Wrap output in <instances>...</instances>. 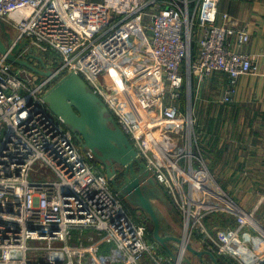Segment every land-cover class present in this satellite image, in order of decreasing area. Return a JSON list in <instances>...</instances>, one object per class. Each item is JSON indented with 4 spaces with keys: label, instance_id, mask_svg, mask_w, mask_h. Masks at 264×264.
I'll return each mask as SVG.
<instances>
[{
    "label": "built area",
    "instance_id": "1",
    "mask_svg": "<svg viewBox=\"0 0 264 264\" xmlns=\"http://www.w3.org/2000/svg\"><path fill=\"white\" fill-rule=\"evenodd\" d=\"M218 2L0 0V20L17 32L12 50L25 40L20 57L55 53L53 71L79 74L103 101L180 210L187 243L195 248L190 236L199 228L196 250L264 264V195L246 209L216 182L199 152L191 114L194 82L226 74L221 102L230 104L239 76L258 70L241 50L246 31L231 26ZM20 72L0 56V264H183V238L169 241L172 254H165L43 103L52 79L31 85ZM218 210L235 218L231 237L246 227L262 236L245 262L202 236L203 219Z\"/></svg>",
    "mask_w": 264,
    "mask_h": 264
},
{
    "label": "crops",
    "instance_id": "2",
    "mask_svg": "<svg viewBox=\"0 0 264 264\" xmlns=\"http://www.w3.org/2000/svg\"><path fill=\"white\" fill-rule=\"evenodd\" d=\"M218 11L230 16L233 28L246 31L248 40L241 50L255 58L258 70L256 74L239 76L235 100L230 104L221 102L229 84L226 74L214 72L192 84L191 114L200 130L198 149L222 188L259 187L264 184V0H219ZM217 22L220 23L219 18ZM229 40L234 46L233 34ZM11 43L9 40V45ZM171 125L180 127L175 122ZM152 179L143 190L157 210L159 232L163 236L180 237L174 231L180 222L177 211ZM215 212L208 214L207 219ZM213 256L216 264H219L217 257L224 259ZM193 257L192 264H202L198 257ZM203 261L214 264L208 255Z\"/></svg>",
    "mask_w": 264,
    "mask_h": 264
},
{
    "label": "water",
    "instance_id": "3",
    "mask_svg": "<svg viewBox=\"0 0 264 264\" xmlns=\"http://www.w3.org/2000/svg\"><path fill=\"white\" fill-rule=\"evenodd\" d=\"M0 56L26 73H34L51 80L42 95L43 103L74 135L81 148L91 154L99 165L112 190L118 196H135L141 209L148 215L146 227L152 239L168 255L172 254L169 241L181 242L180 237L163 236L159 232L157 210L143 188L152 179L146 164L116 123L103 101L92 91L83 78L75 72H59L47 68L43 58L33 53L20 57L0 38ZM153 180V179H152ZM185 249L205 264L208 255L216 264L213 254L196 250L189 243ZM185 264H192L187 258Z\"/></svg>",
    "mask_w": 264,
    "mask_h": 264
},
{
    "label": "rangeland",
    "instance_id": "4",
    "mask_svg": "<svg viewBox=\"0 0 264 264\" xmlns=\"http://www.w3.org/2000/svg\"><path fill=\"white\" fill-rule=\"evenodd\" d=\"M16 35H17V32L12 26L7 24L6 21L0 20V38L5 44L9 45V40L13 41L14 38H16ZM25 46H26L25 40H22L19 42V44L15 48H13L12 51L18 53ZM33 54L42 57V54H45V53H40L34 50ZM47 57L54 59L55 61L54 57H57V55L55 53H48V55H46L45 58ZM51 59L46 60L45 64L47 68L53 70ZM57 64H58V59H57ZM13 67L16 70L21 71L20 72L21 77L30 79L31 85L38 84L43 78L34 73H26L23 71V69L19 68L18 66L13 65ZM194 129L197 132V134H199L200 130L196 122H195ZM155 188L157 189V191H159L157 184L155 185ZM225 190L227 191V194L235 202L240 204L242 207H245L246 209H250L256 197H258L259 195H264V184L263 186L252 187V188L227 187ZM163 193H164V197L167 200H169L172 206L174 207L173 209L177 211V214H176L175 213L176 211L172 209V212H174L180 220V222L178 223V226L175 228L174 231L177 235H180V238L181 237L183 238V221H182L181 212L180 210H178V208L175 207L173 203V199L170 196L166 195L164 191ZM119 198L121 199V202L123 203L126 212L136 222L142 223V222H145V220L147 221L149 219L148 215L141 209L140 203L136 199L135 196L122 195V196H119ZM261 212L264 213V206L262 207ZM263 220H264V217H263ZM234 221H235V218L233 217L232 214L224 210H218L217 212L209 216L208 219H207V216L203 219L202 224H203L205 233L202 236L206 235V241L208 243H211V240L207 238V234H208L209 237L213 241H215L219 245H224L225 249H227L230 253H232L238 260L245 262L246 260H248L247 259L248 256L251 255L254 251H256L263 244V238L256 232L254 228H248V227L242 228L241 230H239V232L235 236L231 237L232 232L233 233L235 232ZM261 223L264 225V221H261ZM200 235L201 234H199V228H198L197 234L196 232L193 231L192 236H190V240H192V243L194 244L195 248H196V245L194 241L200 239L201 238ZM149 236H150V232H149ZM216 256H219V255H216ZM223 257H224L223 260L221 259V257L220 258L217 257V259H219L217 260V263L237 264L234 258L226 257V256H223ZM185 258L189 259L191 262L194 261L195 259V257H193V255H191L188 251H186L185 253ZM181 263L185 264L184 261H182Z\"/></svg>",
    "mask_w": 264,
    "mask_h": 264
},
{
    "label": "trees",
    "instance_id": "5",
    "mask_svg": "<svg viewBox=\"0 0 264 264\" xmlns=\"http://www.w3.org/2000/svg\"><path fill=\"white\" fill-rule=\"evenodd\" d=\"M48 53H53V52H46L45 54H42V58H43V60H44V62L46 61V60H49V59H51V58H45L46 57V55H48ZM55 58V61H54V59H51V64L53 65V66H55L56 64H57V59H58V57H54ZM150 239H152V236H151V234H150V236H148Z\"/></svg>",
    "mask_w": 264,
    "mask_h": 264
},
{
    "label": "bare ground",
    "instance_id": "6",
    "mask_svg": "<svg viewBox=\"0 0 264 264\" xmlns=\"http://www.w3.org/2000/svg\"><path fill=\"white\" fill-rule=\"evenodd\" d=\"M187 238H188V233L186 232V226H185L184 230H183V240H182L183 246H185V244L187 243ZM182 248H184V247H182Z\"/></svg>",
    "mask_w": 264,
    "mask_h": 264
},
{
    "label": "flooded vegetation",
    "instance_id": "7",
    "mask_svg": "<svg viewBox=\"0 0 264 264\" xmlns=\"http://www.w3.org/2000/svg\"><path fill=\"white\" fill-rule=\"evenodd\" d=\"M147 221H148V220H147ZM147 221L145 220V222H144V223H145V225H146Z\"/></svg>",
    "mask_w": 264,
    "mask_h": 264
}]
</instances>
